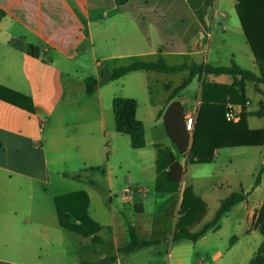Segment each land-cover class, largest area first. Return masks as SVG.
I'll list each match as a JSON object with an SVG mask.
<instances>
[{
  "label": "crops",
  "instance_id": "1",
  "mask_svg": "<svg viewBox=\"0 0 264 264\" xmlns=\"http://www.w3.org/2000/svg\"><path fill=\"white\" fill-rule=\"evenodd\" d=\"M229 7L235 10L236 15L233 16ZM0 11L3 14L0 18V86L31 99L35 110L31 113L0 99V264L91 262L87 256L91 244H94L93 236L70 231L61 227L59 223L55 198L74 192L58 194L54 197L57 215L54 220L49 204L44 207L45 198L42 196L41 187L53 186L57 183L65 185L64 179L79 180L82 177L80 173L97 171L99 168L88 167L87 163H93L103 155H107L109 139H114L117 143L116 135H127L116 131L115 120L111 131L105 123L103 90L110 84L99 88L95 94L88 95L95 98L98 107L99 125L94 127V130L92 127L87 130L79 125L88 122L89 118H83L80 123L74 124L68 121L64 115V108L76 101V95L85 100L81 93L82 84L85 88V78H72L68 73V65L75 64L84 69L86 61H90L91 64L94 63L95 71L99 76L116 67L137 61H156L160 57L169 65L196 63L220 66L214 64L221 50L219 39L225 43L224 36L228 33H232L240 40L244 36L252 53L236 12V2L234 0H130L120 6L115 0H0ZM220 32L224 35L221 38H219ZM246 55L249 56V53ZM252 56L250 60L254 66H257L253 53ZM236 59V56L232 55L231 61L234 60L239 65ZM176 74H181L178 84L172 82L163 84L162 90L166 97H162L158 102L151 100L152 104H155L154 109L156 105H163V109L159 110L158 114L160 111L166 112L169 107L167 100L172 90L188 75L186 72ZM141 75L155 80L167 74L139 71L111 83L117 82L121 91H126V86L137 78L135 76ZM218 78L210 76L207 81L228 84L220 82ZM195 81H198L200 86L198 94L194 96L189 87L193 86ZM202 82V78L194 79L176 98L185 112L196 111V118L200 106ZM263 86L253 84L250 88L260 93L264 91ZM247 97V112H255L250 109L251 99L248 94ZM116 98H127V96H112L110 98L112 110ZM138 115L137 103L136 118L144 124L146 137V147L136 150L139 156L144 159L150 158L151 143L155 153L156 145L168 147L182 165L183 161L189 159V155L183 158L179 154L175 144L168 137L164 114L159 116L163 117V127H154L149 136L144 118H139ZM115 149L119 153L118 146ZM153 151L152 156H154ZM217 154L218 152L216 156ZM262 163H264V155ZM135 164L130 162V169ZM263 167L264 165L261 169ZM141 168L145 170V167ZM146 168V171L150 172V166ZM76 175H80V178L76 179ZM225 183L227 182L222 184ZM260 185L261 183L250 193L242 190L249 194L247 200L236 205L222 219L218 231H211L221 232L226 224L225 220H229L234 214L235 226L239 234L238 237L231 239L230 248L243 247L239 264H249L264 242L262 234L254 226L257 213L264 201V195L259 191ZM127 192L130 191L127 189ZM176 195L177 216L171 233L162 239H154L149 224L144 223V226H141L143 221H139L138 217L144 216L145 207L143 204L134 203L133 211L138 217L132 216L134 222L130 226L136 229L142 240H161L162 243L125 257L119 256L114 264H195L193 259L186 257L185 247L181 245L182 241L177 243L169 241L172 240L175 231L182 200L181 192ZM227 196L222 197L221 200ZM89 207L90 200L88 212ZM44 218L48 219L44 221ZM112 231L115 236V254H117L118 248L129 243V234L127 243L120 246L117 243L115 224L112 225ZM97 236L99 238L96 244H103L102 237L99 234ZM242 238L246 240L240 246ZM165 243L168 246L167 259L148 257L152 250L164 249ZM161 251L164 250H159L158 254L162 255ZM140 254H145L146 258L143 261L136 262L132 259ZM210 255L214 264H223L224 254L219 249L215 248ZM220 261L221 263H218Z\"/></svg>",
  "mask_w": 264,
  "mask_h": 264
},
{
  "label": "rangeland",
  "instance_id": "2",
  "mask_svg": "<svg viewBox=\"0 0 264 264\" xmlns=\"http://www.w3.org/2000/svg\"><path fill=\"white\" fill-rule=\"evenodd\" d=\"M229 9H231L233 16L236 15L234 9L230 7ZM2 16L3 14L0 11V18ZM236 21L239 23L238 20ZM222 36L224 35L220 32L219 38ZM224 38L226 40L224 41L225 43L222 42V39H219L221 50L214 64L229 66L232 55H235L236 61L242 68L258 74L259 70L257 66H254L250 60L253 56L245 41V37L242 36L240 40L232 35V33H228ZM248 53L249 56L246 55ZM67 69L72 78L80 77L84 79L90 75L100 77L97 71H95L94 63L91 64L90 61H86L84 69L79 68L75 64H69ZM180 75H162L163 78L157 77L155 80L143 75L135 76L137 78L132 80L129 86H126V91H121V87L116 84L117 82L109 83L110 86L103 90L105 95V123L109 131L114 128V114L110 99L112 96H127V98H133L137 101L139 108L138 116L139 118H144L148 136L154 127L162 128L163 117H159L158 111L163 109V105H156L154 109L153 105L155 104H152L151 100L158 102L162 97H166L165 92L162 90L163 84L168 82H172L175 85L178 84L180 82ZM218 80L228 84L239 82V80H235L229 76H221ZM246 85L248 86L246 93L251 99L250 109L258 111L264 103V91L259 93L255 89H251L252 83H246ZM199 86V82L195 81L193 86L189 87L190 91H193L194 96L198 94ZM81 93L85 100L76 95V101L64 108V115L72 124L80 123V120L83 118H89L88 122H91V124L85 122L79 125L87 130L89 127H92L94 130V127L99 125L98 107H96L95 98L89 97L86 94L84 84H82ZM196 100L198 102V98ZM248 126L252 129H264V117H250ZM116 136L117 143H115L114 139L108 140L110 145L107 146L109 149L107 155H103L99 160L93 161V163H87L88 167L94 166L99 168L97 171L80 173L82 177L79 180L64 179L65 185L57 183L53 186L41 187L42 196L45 198L44 207L49 204V209L53 213L54 220L57 217L54 206V197L56 195L79 191H83L88 195L90 200L89 214L100 226L98 234L104 241L101 245L96 243L91 244V250L87 256L91 262H97L105 256L115 254L116 245L115 236L112 231L113 224L117 228V243L120 246L127 243L128 227L134 222L132 216H137L136 212L133 211L134 203L143 204L145 207L144 216L139 215L137 217L139 221H143L142 227L144 223L150 225V232L153 233L154 239L166 238L171 233L174 220L177 216L178 201L176 194L178 193L172 195L160 194L155 190L157 152L153 151L152 144L150 143L149 147L150 158L144 159L139 156L138 151L132 150L128 136ZM149 140L151 141V137ZM116 146L119 148V153L115 149ZM152 151L154 156H152ZM263 155L264 146L258 148H224L218 151L215 160L210 164H191L189 163V159L182 162L185 173L181 183V195L186 187L192 186L194 194L206 204V212L200 223L194 227V231L199 230L203 224L213 220L222 197L227 196L230 192H241L242 190L248 193L252 192L255 187L257 174L264 165L262 163ZM130 162L136 163L131 169ZM147 166H150V172L146 171ZM141 167H145V170L143 171ZM225 181L227 183L222 184ZM127 189L130 191L129 193H126ZM259 191L261 195H264V175L262 176ZM230 217L229 220H225L226 224H224L221 232H210L197 243H191L188 240L182 241L181 245L185 247L186 257L193 259L195 264L200 262L201 264H214L210 258V254L216 248L224 254V258L222 259L223 264H239L243 247L230 248L231 239L235 236L238 237L239 234L235 226L234 214ZM46 219L44 218V221ZM245 240L246 238H242L240 246L243 245ZM163 247L164 249L152 250L148 257L153 259L166 257L167 259L168 252L166 250L168 246L165 243ZM159 250H164L161 251L162 255L158 254ZM144 255L133 256L134 258L132 259L136 262H141L146 258ZM218 263H221V261Z\"/></svg>",
  "mask_w": 264,
  "mask_h": 264
},
{
  "label": "trees",
  "instance_id": "3",
  "mask_svg": "<svg viewBox=\"0 0 264 264\" xmlns=\"http://www.w3.org/2000/svg\"><path fill=\"white\" fill-rule=\"evenodd\" d=\"M129 1L115 0L116 4L120 6ZM234 1L236 2V12L259 70L258 74L242 68L234 60L229 66L196 63L169 65L164 58L160 57L156 61H137L116 67L101 74L99 78L90 75L85 78L86 94L91 96L99 88L133 72L147 71L167 75L186 72L188 73L187 77L172 90L167 100L169 107L166 112L160 111L159 113V116L164 114L167 135L183 158L189 155L191 164H209L214 160L216 153L224 148L264 146V129H250L248 126L249 116L264 117V103L258 111L247 112L248 97L246 93V83L264 85V0ZM210 76H230L239 82L236 84L208 82L207 79ZM196 78H202L203 82L196 123L193 134L190 136L184 121L185 109L180 102L176 101V98ZM0 99L31 113L35 112L31 99L1 86ZM228 103L242 107L241 119L238 123L226 120L225 111ZM136 110L137 102L134 99L116 98L113 102L116 131L129 136L132 149L139 150L146 147V137L145 126L137 120ZM155 149L157 152L156 192L160 194L179 193L185 173L183 165L176 160L168 147L159 144L155 146ZM263 172L264 167L257 174L255 187L261 183ZM75 178L79 179L80 175H76ZM248 196V193L242 191L232 192L221 200L213 220L194 231V227L200 223L206 212V204L194 194L192 186L186 187L182 192L179 217L172 242L188 240L196 243L209 232L218 231L221 228L222 219L236 205L246 201ZM55 206L61 227L78 234L93 236L92 241L97 242L100 226L89 216V197L85 192L79 191L58 196L55 198ZM254 226L264 238V201L257 213ZM128 234L129 243L118 248L117 254L109 255L96 263L83 261L82 264H114L119 256L130 255L162 243L161 240H142L132 226L128 227ZM249 264H264V242Z\"/></svg>",
  "mask_w": 264,
  "mask_h": 264
},
{
  "label": "built area",
  "instance_id": "4",
  "mask_svg": "<svg viewBox=\"0 0 264 264\" xmlns=\"http://www.w3.org/2000/svg\"><path fill=\"white\" fill-rule=\"evenodd\" d=\"M241 113L242 107L240 105H234L231 103L226 105L225 117L228 122L238 123L241 119ZM184 121L186 124V130L189 134H192L196 123V111H186Z\"/></svg>",
  "mask_w": 264,
  "mask_h": 264
}]
</instances>
